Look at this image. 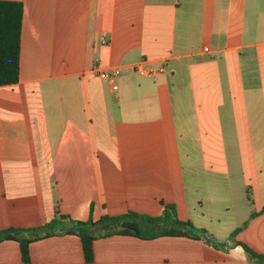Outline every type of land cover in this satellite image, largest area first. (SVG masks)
Masks as SVG:
<instances>
[{"label":"crops","instance_id":"obj_1","mask_svg":"<svg viewBox=\"0 0 264 264\" xmlns=\"http://www.w3.org/2000/svg\"><path fill=\"white\" fill-rule=\"evenodd\" d=\"M2 1L23 14L18 82L0 87V231L167 206L224 246L111 236L92 264H264L234 243L264 257V0ZM0 264H24L16 242ZM28 264L86 263L58 234Z\"/></svg>","mask_w":264,"mask_h":264},{"label":"trees","instance_id":"obj_2","mask_svg":"<svg viewBox=\"0 0 264 264\" xmlns=\"http://www.w3.org/2000/svg\"><path fill=\"white\" fill-rule=\"evenodd\" d=\"M22 14L23 6L20 2L0 0V87L15 85L18 82ZM239 231L240 229H236L231 233L229 240H234ZM58 234L72 235L79 239L86 264H92L94 260L93 243L97 239L111 236L131 237L142 241L182 238L204 241L216 249L224 246V243L216 242L204 229L196 228L189 221L178 220L174 209L167 206L164 207L160 216L126 212L118 216H103L96 222L91 220L75 222L56 213L50 223L35 230L0 231V244L16 242L22 263L28 264L29 246L36 241ZM234 243L240 246L249 257L264 263L263 256L255 254L241 243Z\"/></svg>","mask_w":264,"mask_h":264},{"label":"built area","instance_id":"obj_3","mask_svg":"<svg viewBox=\"0 0 264 264\" xmlns=\"http://www.w3.org/2000/svg\"><path fill=\"white\" fill-rule=\"evenodd\" d=\"M101 43L102 44H106L107 43V40L105 39V38H102L101 39ZM204 51H207L206 49L204 50ZM134 70L138 73V74H140V75H146V72L144 71V70H142L140 67H139V65H137V66H135L134 67ZM160 71H162V69L160 70ZM119 75V70L118 69H111L110 71H108V72H100L99 74H98V77L100 78V79H103V80H107V81H110V82H112L117 76Z\"/></svg>","mask_w":264,"mask_h":264}]
</instances>
